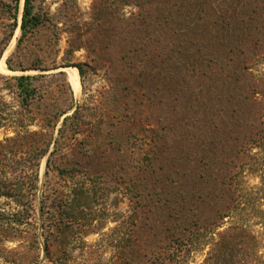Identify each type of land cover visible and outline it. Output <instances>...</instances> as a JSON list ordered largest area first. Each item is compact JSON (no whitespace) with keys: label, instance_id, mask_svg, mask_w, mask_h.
Listing matches in <instances>:
<instances>
[{"label":"rangeland","instance_id":"obj_1","mask_svg":"<svg viewBox=\"0 0 264 264\" xmlns=\"http://www.w3.org/2000/svg\"><path fill=\"white\" fill-rule=\"evenodd\" d=\"M202 1L235 15L223 40L197 0L166 26L159 0H32L42 23L18 44L25 0H0V264H264V153L249 147L264 58L235 70L252 40L264 52V0ZM21 75L35 76L26 101ZM240 146L249 165L226 167Z\"/></svg>","mask_w":264,"mask_h":264},{"label":"trees","instance_id":"obj_2","mask_svg":"<svg viewBox=\"0 0 264 264\" xmlns=\"http://www.w3.org/2000/svg\"><path fill=\"white\" fill-rule=\"evenodd\" d=\"M19 1L20 0H16V10H18V6H19ZM176 1L178 0H159V2L162 4V5H167L168 8L166 10H164V14L161 15V18H159V21L161 22V25L162 23L164 24V26H166V24H169V23H172V24H178V19L181 18L184 14L183 13H177V14H174V12L176 11V8L177 10H181L182 7H184L183 5H180V6H177L176 5ZM210 2V1H209ZM209 2L206 3V1H202V0H197V7L199 9L200 12H202V10L205 7V5H207V8L210 9L211 11V14H209V16H207V8L205 9V12H204V15L200 14L198 15L197 17V21L200 22V20H204L205 23L208 22V24L210 22H212V27L214 28V30H221V38L219 40H223L224 36H225V32H228L230 30V28H234V16H231L229 14V12H224L223 9H221V13L218 11V12H215L214 13L212 12V9H213V6L212 5H209ZM213 4V2H211ZM216 8H218L219 6H216L214 5ZM32 0H25V5H24V11H23V15H22V22H21V25H20V28H21V31H22V36L21 38L19 39V42L18 44H20L23 40V37L25 35V33L27 32L28 28H32V29H35L36 27H38L42 21L40 19L39 16H35L33 13H32ZM14 23L12 24V29L10 30V34L7 36V38L4 40V44L5 46H7V42L13 37L14 35V31L15 29L18 27V17L17 16H14ZM210 20V21H208ZM251 20V19H249ZM178 28V26H177ZM212 28V29H213ZM180 29V28H179ZM175 32H179L181 33L182 32V29L181 30H176ZM224 34V35H223ZM185 34H183L184 36ZM248 35V34H247ZM219 37V36H218ZM254 41V42H253ZM4 46V47H5ZM249 48L248 49H244L241 51L240 49V54L242 55V58L243 60L239 62V66L235 69L236 71H245L246 74H250L251 75V72H250V69L257 63V61H259L260 59L264 58V52H263V49H261V40H252V42H250L249 44ZM180 49H181V46L177 49H174L173 50V53H176L175 57H179V59H184L182 54H180ZM4 50V48H2V51ZM164 52H161V54H163ZM199 56L198 59L201 58V49L198 48L197 52H196ZM1 54V53H0ZM1 56V55H0ZM12 58H9L7 60V65H8V68L13 70V66H12ZM198 63V65L200 66L203 62V59L202 60H197L196 61ZM207 62H209V60H207ZM230 65H232V60L230 61H227V63L224 64L223 67H228ZM79 70H80V73L81 75H83V72L82 70L80 69V67L78 66ZM197 69H195L194 71H196ZM178 71V69H177ZM16 82H17V86L21 89L22 93H23V100L26 101L28 100L29 98H33L35 95H36V92H37V88L33 87L31 85V81L33 79H35V76H30V75H21V76H16V77H13ZM261 77H258L257 79L259 80ZM263 79V82H264V77H262ZM31 98V99H32ZM124 110H125V115H123V119H127L128 115H129V111H128V108H127V104L124 106ZM119 118H122L119 114ZM254 126V125H253ZM250 140H251V146H249L251 149L253 148H257L260 153H264V110H263V114L261 115V119L260 121L258 122L257 126H255V128H253V131H252V136H250ZM155 151V150H154ZM154 151L153 149H150L148 150L147 154H146V157L147 159H144L145 163L143 164L145 168H148V166L150 167V165L153 163L154 161ZM252 150H249L248 148H243V146H240V147H236L232 150V152H234V154L227 160H225V166L228 167V165H230V163H234L233 161L236 159L238 160L239 164H240V168L242 167V169L246 168V166H248L249 164L247 162H243L242 160V157H244L243 155H246L248 156V152H251ZM196 157L195 158V161L199 164V166L202 168V169H207L208 166L211 164L208 160V158H204V157ZM263 158L261 161V164H257L256 168L258 169V171H261V173L263 174V177H264V157H261ZM194 160V159H193ZM239 167V165L237 166ZM144 169V168H143ZM140 178L143 179V181H139V180H134L133 182H136L139 184V187L143 188V189H131L133 186L129 185L130 190H129V194H131L133 196V198H136V199H139L138 202H141L143 201L145 198H144V195H147L149 196V201H152V191H153V188L151 189H148L146 186L143 185L142 182L144 181H147L150 185H151V181H152V177H150L149 175H145V176H140ZM147 183V184H148ZM148 189V190H147ZM151 196V197H150ZM143 198V200H142ZM242 204H245V202H241ZM142 203H138L137 206H140ZM229 211H225L223 214H221L222 218H225L227 216H229ZM198 222H200L199 219H196V221H192L191 223V226H192V230H193V233H195L193 236H195V238L193 237L192 239L195 240L197 239L198 237H196V235H199V230L201 227H198ZM177 240V239H176ZM199 239H197L198 241ZM178 241V240H177ZM187 240L183 239V240H180L181 243H186Z\"/></svg>","mask_w":264,"mask_h":264},{"label":"bare ground","instance_id":"obj_3","mask_svg":"<svg viewBox=\"0 0 264 264\" xmlns=\"http://www.w3.org/2000/svg\"><path fill=\"white\" fill-rule=\"evenodd\" d=\"M68 73L69 82L72 85L73 89L77 92L80 90V78L79 71L77 68H65Z\"/></svg>","mask_w":264,"mask_h":264}]
</instances>
